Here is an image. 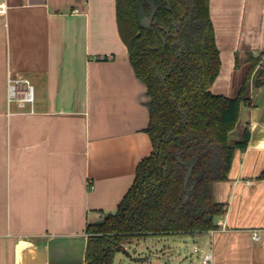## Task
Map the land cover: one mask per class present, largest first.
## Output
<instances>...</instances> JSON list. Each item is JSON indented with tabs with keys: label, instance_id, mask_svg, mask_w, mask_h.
Returning <instances> with one entry per match:
<instances>
[{
	"label": "crops",
	"instance_id": "1",
	"mask_svg": "<svg viewBox=\"0 0 264 264\" xmlns=\"http://www.w3.org/2000/svg\"><path fill=\"white\" fill-rule=\"evenodd\" d=\"M0 4V264H85L87 225L116 211L154 150L150 96L120 35L116 0ZM209 11L221 60L210 89L234 97L264 50V0H209ZM262 71L264 55L231 133L247 129L250 139L214 185L224 203L217 227L193 234L214 264H264V74L254 84ZM9 76L30 82L32 103L8 101Z\"/></svg>",
	"mask_w": 264,
	"mask_h": 264
},
{
	"label": "trees",
	"instance_id": "2",
	"mask_svg": "<svg viewBox=\"0 0 264 264\" xmlns=\"http://www.w3.org/2000/svg\"><path fill=\"white\" fill-rule=\"evenodd\" d=\"M116 10L130 62L150 96L145 131L154 150L138 164L116 211L87 225L85 264H113L131 237L217 227L214 216L224 203L216 201L214 185L228 179L234 152L250 139L247 129L239 139L231 133L241 102H250V78L264 55L252 59L236 96L215 94L210 88L221 60L209 0H116ZM152 13L151 24L143 25Z\"/></svg>",
	"mask_w": 264,
	"mask_h": 264
},
{
	"label": "rangeland",
	"instance_id": "3",
	"mask_svg": "<svg viewBox=\"0 0 264 264\" xmlns=\"http://www.w3.org/2000/svg\"><path fill=\"white\" fill-rule=\"evenodd\" d=\"M195 244L201 246L202 241L190 233L135 236L124 241L123 249L115 254L114 264H155L157 254L164 256L169 264H188L194 257Z\"/></svg>",
	"mask_w": 264,
	"mask_h": 264
},
{
	"label": "built area",
	"instance_id": "4",
	"mask_svg": "<svg viewBox=\"0 0 264 264\" xmlns=\"http://www.w3.org/2000/svg\"><path fill=\"white\" fill-rule=\"evenodd\" d=\"M4 10V4H0V11ZM34 100L33 86L30 82L21 76H9L8 78V101H15L24 108L27 104ZM253 239L258 241L261 239L259 229L252 231ZM193 259L188 264H214V254L212 248H203L195 244L192 247Z\"/></svg>",
	"mask_w": 264,
	"mask_h": 264
},
{
	"label": "water",
	"instance_id": "5",
	"mask_svg": "<svg viewBox=\"0 0 264 264\" xmlns=\"http://www.w3.org/2000/svg\"><path fill=\"white\" fill-rule=\"evenodd\" d=\"M152 16H153V13L151 15H149V16L143 17L142 24L143 25H146V26H149L151 24V22H152ZM192 167H193V164H190L189 167H188V169H187V172H186V175H185V183H187V181H188V178H189V176L191 174V171H192ZM192 187H193V185L190 186V188H192ZM187 199H188V194H186L184 196V202H186ZM213 223H214V225H217L218 224V215H215L214 216Z\"/></svg>",
	"mask_w": 264,
	"mask_h": 264
}]
</instances>
